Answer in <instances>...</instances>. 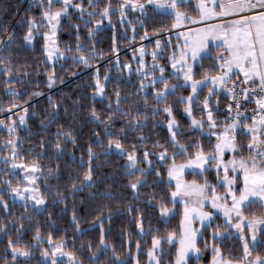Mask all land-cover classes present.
I'll return each mask as SVG.
<instances>
[{"label": "trees", "instance_id": "obj_1", "mask_svg": "<svg viewBox=\"0 0 264 264\" xmlns=\"http://www.w3.org/2000/svg\"><path fill=\"white\" fill-rule=\"evenodd\" d=\"M125 1L73 0L89 15L70 9L62 19L57 43L65 58L52 65L45 51L42 7L26 0H0V121H9L7 114L26 106V126L17 129L12 141L22 163L38 169L44 200L41 208L15 201L7 190L13 179L9 171L0 170V264L15 263L13 249L28 253L26 261L17 260L16 264H53L43 257L45 251L57 246L69 262L59 260L56 264H136L137 253L139 264H148L154 238L162 240L159 264H176L178 242L169 243L167 237L175 233V238H180L182 207L173 201L175 187L168 172L173 163L193 159L199 150L213 152L216 140L196 130L185 111L193 92L172 74L170 54L176 41L165 46L164 55L158 58L166 69L165 81L141 88L143 81L135 75L127 79L116 70L117 53L122 63L130 62L132 52L128 50L143 43L145 37L152 44L157 37L171 39L168 33L174 30L172 15L148 6L143 14L129 15L135 32L117 22L115 13V25L106 23L97 31L104 10H118ZM190 8L179 5L189 13ZM30 21L34 22L32 34H37L35 25L41 31L33 46L25 39ZM96 74L106 83L104 99L97 97ZM206 75H219L212 56L196 65L194 80ZM165 84L176 89L162 100L157 93L165 91ZM207 94L208 89H202L192 104L196 119L206 116ZM227 100L215 104L213 97L209 102L217 121L225 124L222 110L228 106ZM171 119L178 126L175 140L168 127ZM9 138L7 131L0 130V146ZM116 140L121 149L110 144ZM249 140L238 134L239 149ZM178 145H184L183 155ZM162 153L167 156L163 160ZM130 154L137 158V171L130 169ZM89 167L93 179L85 181ZM220 176L212 168L187 174L189 181L213 186L218 185ZM138 181L134 190L131 185ZM237 186L241 188V184ZM162 207L173 211L168 219ZM244 212L248 218L263 217L264 206L251 204ZM220 221L217 218L216 224L203 229L198 241L201 255L187 264H210L214 248L227 259L242 260L245 248L240 238L214 240V232L223 227ZM251 256L264 259V233Z\"/></svg>", "mask_w": 264, "mask_h": 264}, {"label": "rangeland", "instance_id": "obj_2", "mask_svg": "<svg viewBox=\"0 0 264 264\" xmlns=\"http://www.w3.org/2000/svg\"><path fill=\"white\" fill-rule=\"evenodd\" d=\"M26 2H29L32 5L37 4L40 7H42V9H43L44 21H43L42 25L46 31L44 36L50 37V39L45 38L46 39L45 51H46V56H47L48 62L51 63L52 65H54L58 60L65 58V55L60 51V49L58 47V43H57L58 32H59V29L61 26L62 19L68 15L70 9L77 11L80 15H84V14L89 15V13L83 7H81V6L77 7L76 5H74L73 0H71V3L68 5L64 4V0H53V3L51 5L48 3V0H26ZM137 2L138 1H132V0H130V2H128V0H126L120 9L114 10V11H108L107 15L103 14L101 17L102 19L96 23V26H97L96 30L97 31L102 30L106 23L108 25H111V26L115 25L116 22H115L114 18H112V13H115V16H116L115 19H117V22H119L120 24L128 25L129 27L131 26V28H132V25L130 23L131 17L129 15L132 14V16H136L138 14H143L145 12L146 7H148V6H151L157 12L170 14L175 19V12L173 10L167 8V7L160 8V7H157L156 4L143 3V4H145V8L143 10H141L138 7H134V5ZM158 2H160V0H158ZM218 2H222V3L227 4L228 0H218ZM139 3H141V2H139ZM182 4H187L189 7L192 6V8H190V9H192V11L189 13L187 11H183V10L179 9V5H182ZM199 4H200V0H180V2H178L176 11L184 13L186 15V17H190L192 20H196L199 22L198 23H192L189 19H184L180 23L179 27H173L174 30L172 32L168 33L169 37L171 39L168 38L166 40H159V38L157 37L156 39L153 40V43L150 44V42H152V41H149L145 37L143 43H141V44H139V45L128 50L130 53L132 52L131 53L132 61H130V62L122 63L119 60L120 53H117V56L115 57V60H116L115 68H116V70H118L121 73V75L127 79L131 75L132 76L135 75V77L140 79V81H143V86H141V88H144V87L147 88L149 86H153L155 83L165 81L168 79V77L166 76V69L160 63L158 58H160L164 55L163 51L165 49V46L170 47V46H172L173 41H176L175 48L173 47L172 52L170 54V65L172 68V74H174V76H176V77L181 78L184 81V86L191 88L192 81H185V79H184V72L187 71L188 65H191L192 78L194 80L195 67H196V65L199 64V62L203 58L208 57V56H212V57L216 58V62H217V58L219 60H222L221 57H226L227 52L225 51V48L223 47V41L221 39H213V38L209 37L207 39V41L205 42L206 46L203 48L202 51L198 52L197 58L195 60H193L191 50L184 47V45L186 43L185 36L189 37V41H188L189 44L198 43V41L195 39L196 38V32H195L196 29H207L208 26H210V25H219V24H223L225 27H228L229 25L227 22L235 20V19H239L241 15L246 14V13H239V14L232 13L228 16H215V17L210 18V19L201 20L200 11H199V7H198ZM56 5L61 6V8H59V9L54 8ZM208 7H214V6L211 3H209ZM65 8H66V11H62ZM56 11H62V15L59 17V23L58 24H56V21H52V24H56L55 35H53L52 24H50L49 21L45 18L44 13L48 12V13L52 14V13H55ZM215 11L219 12L220 9L215 8ZM176 23H177V21L175 19L174 24H176ZM35 28H36L37 34H35V33L32 34L31 40L28 41V44L30 46L34 45L35 36L41 34L40 29L37 28L36 25H35ZM132 30H133V32H135V29L132 28ZM217 31H219V29H217ZM53 41H54V43H53ZM157 41L160 42L159 46H157ZM2 46H3V44L1 43L0 44V52L2 51ZM49 51L52 52L51 56L48 55ZM182 53L185 54L184 61L180 60ZM153 54H155V56ZM83 61L87 63L88 59L86 60L84 58ZM177 61H180V62H177ZM173 63H176L175 68L172 67ZM90 67H92V66H90ZM216 67L219 70V75H220V73L222 74V72H220V68L217 65H216ZM161 68H163V70H164L163 73H161V71H160ZM94 69H95V71L98 70L97 68H94ZM181 69H183V70H181ZM232 77L235 78L236 76H232ZM229 78H230L229 76L226 77L225 81L228 80ZM107 79H108V76H107V78H105V81H107ZM96 83H97V86L99 83L97 97L99 99H104L105 98L106 83L101 82L100 77L97 74H96ZM228 83H230V82H228ZM204 88L208 89L207 107L205 108V106H203V109L206 113V116H204V118H202V119H196L193 115L192 104L199 99L200 91ZM210 88L213 89V92L211 94L209 92ZM214 88H218V84L214 87L210 81L208 82L207 86H198L196 93L191 95L192 100L191 101L188 100V108L191 110V115H189L188 112H187V114L189 116L191 123L194 119L201 121L202 126H194L192 124L193 127L196 130H198V131H200V132H202V133H204V134H206L212 138H215L216 144H217V143L221 142L220 140L217 139V136L222 135L226 127H224V128L218 127L220 121L218 122L217 119L219 117H217V115H215V111L212 110L210 107L211 105L209 102L212 101V99L215 95ZM175 89H176V86H169L168 90L167 91L165 90L163 92L164 95L160 96V99L164 100L168 94L174 93ZM25 110H26V106H24L22 108L19 107V108L15 109L13 112L7 114L6 116H8V117L5 116L6 118H8L7 120H9V121L1 120L3 123H0V130L7 131V134L10 138L4 140L2 145L0 146V170L6 169L7 171H9L8 173L11 176L10 178L13 179L12 184H10L8 186L7 190L11 192L15 201L29 205L31 207L41 208V207H43L44 203L40 204V203L36 202L37 199L43 200V198L41 197L40 191H39L38 179H37L38 175L36 174V171L35 172L31 171V169L35 166L24 165L22 163V161L19 158L18 152L15 150L16 146L13 145V141H12V139L14 138V134L17 131V129L18 128H24L26 126L27 115L25 113ZM19 111H21V112L19 113ZM209 112H211L212 121L215 123V125L217 127L215 126L213 128L210 126V122L208 119ZM21 117H24L23 123L20 122ZM172 121H174V120L171 119L170 122H172ZM169 123H168V127H169ZM245 124L248 125L249 122H247V123L243 122V123L237 124V128H238L237 132H234L235 144L237 146L236 150L235 151L230 150V149L224 150L223 156H222L223 162L220 164L219 168H217L215 165H212V166L205 165L206 170H208L209 168H212L213 171H215L218 174H221V176L218 180L217 186L209 185V187L205 190V194L207 195L208 199H206L204 201L203 207L200 208V211L210 214V219H205V220L201 221V219L198 216L193 214L194 218L192 219V223H191V228L196 233V247L197 248H198V241L201 237L203 229L210 227L212 224H216L215 222H216L217 218L221 219L220 222L222 223L223 227H221L220 230L214 232V235H213L214 240L217 239V240H220V242H221V240L223 238H230V237L236 236V237L241 239V241L243 242L244 248H245V244H247L248 254H245L242 257V260H240V261H233L231 259H227L220 252L221 257L225 260L231 261V264H256V258L257 257H252L251 251L256 248V246L260 240V235H262L264 233V224L256 225L255 230L248 226V221L250 219H252L253 217L259 219V218H264V216L262 217V216H258V215L255 216L254 215L253 217L248 218L244 212V209L247 208L249 205L255 204L257 202H261L257 198L250 197L249 202H245V204L242 206L241 212H242L243 219L241 217H238L235 212H232L230 214V216L225 215V209L230 208L232 205V196L229 194V189L231 188V190L236 194V196L239 197L240 191L243 188V175H242V172L239 170L238 165L236 166L237 170L233 171V166L228 164V162L231 160L239 161L240 159H247L250 155V150L248 148L249 143H247V145H244L243 149H239V146L237 145L238 134L245 135V137L247 139L251 138L248 134H244L241 131V130H243L242 125H245ZM207 127H209V128H207ZM10 128L14 129V131H10L9 130ZM177 129H178V126L175 122L172 125V128L170 129L172 136H173V132L176 133ZM9 141H11V143H9ZM249 141H251V140H249ZM166 157L167 156L165 155V157L163 159H165ZM160 159H161V156H160ZM163 159H161V160H163ZM218 159H220V158L218 157ZM187 161L182 163V164H187ZM14 165H16V167H14ZM176 165L178 166L181 164H176ZM129 166H130V161H129ZM225 166L228 167V172H227L228 179L235 178V183L232 185H229L227 183V181L225 180V171H224ZM130 169L132 171L138 170L137 158H136L135 167L134 168L130 167ZM206 170H204V171H206ZM204 171H202L199 168H195V167H192V168L186 167L183 171V174L179 178L182 181V183L191 184L193 181L188 180L187 174H189V173H203ZM238 177H240V182L237 181ZM168 179L172 184H174V187H175L174 191H176V179L169 177V175H168ZM33 180H34V182H32ZM195 183L199 184V185H203V184H200L197 182H195ZM238 183L241 184V188H239V186H237ZM221 185L223 187H221ZM14 188H18L20 190V194L13 192L12 189H14ZM222 188H223V190H221ZM24 189H29V191L26 192V191H24ZM212 189H215V195L217 197H219V199L216 201V204L218 205V207H215V208L212 206V200H211ZM220 191H222V192H220ZM33 197H35V199H33ZM197 200H198V197H196V196H191V197H179L178 196L175 199L173 198V201L176 204H180L182 207V209H181L182 221L184 220L185 204L187 203L189 208H197V207H199V205L197 204ZM172 214H173V211L169 210V212L167 214H163V216H164V218L168 219ZM251 215H253V214H251ZM182 221H181V225H182ZM237 223H239L241 225L240 229H237L235 227V225ZM182 231L183 230L181 227V235H182ZM142 234H143V232H142ZM253 236H255V240H253ZM179 240H180V238L179 239L174 238L173 241L170 242V243L178 242V251L180 249ZM161 247H162V244H160L159 247L155 249V256H156L155 259H151L148 256V264H157V261H159V257H160L159 255L161 253ZM11 253L15 259L14 264L17 263L16 262L17 260L26 261L28 259V255H26V256L21 255V251H17L15 249H13L11 251ZM200 255H201V250L199 252H189L188 257L186 259V264L188 263V260L190 258H193V257L199 258ZM215 255H216V253L214 254V256ZM137 257H138V253L135 256V260H136V264H139ZM43 260L44 261H51L52 263H53V261L57 262L59 260L60 261L65 260V261L69 262L61 249H60V251H57V248H53V247L50 248L49 250L45 251ZM261 260L264 261V259H262V258H261ZM210 264H213V258H212Z\"/></svg>", "mask_w": 264, "mask_h": 264}, {"label": "snow or ice", "instance_id": "obj_3", "mask_svg": "<svg viewBox=\"0 0 264 264\" xmlns=\"http://www.w3.org/2000/svg\"><path fill=\"white\" fill-rule=\"evenodd\" d=\"M130 2V0H128ZM180 0H146L147 4H156L157 7L163 8L167 7L175 12V19L177 21L173 27H179L180 23L184 19H189L192 23H198L199 21L192 20L190 17H186L184 13L176 11L177 5ZM48 3L51 5L53 0H48ZM71 3V0H64V4L68 5ZM211 3L214 7H208V4ZM79 7V5H77ZM134 7H138L141 10L145 8V4L137 2ZM199 11L201 20L210 19L215 16H228L232 13H246L241 15L239 19H235L227 22L228 27H225L223 24L219 25H210L207 29H196V40L198 43L189 44V37L185 36V48L191 50L192 59L195 60L197 58L198 52L202 51L206 46L205 42L209 37L213 39H221L223 41V47L227 52L226 57H221L222 63L220 64V69L222 70V74L216 76H208L206 75L204 79L196 81L192 78V68L191 65H188L187 71L184 72L185 81H192L191 88L193 94L196 93L198 86H207L210 81L213 85H221L225 84V79L228 77V74L232 72L233 68L239 70L240 73H243L245 79L244 83H248L251 80L258 81V87L261 93H264V0H228V3L218 2V0H200ZM215 8H219L220 11H215ZM62 11H66V8ZM62 11H56L55 13L45 12L44 16L52 24V21H56V24L59 23V17L62 15ZM108 14V9L104 10V15ZM34 22H29V32L26 35L25 39L30 41L32 38L31 26ZM56 24H52L53 35H55ZM219 29V31H217ZM46 39H50V37H45ZM54 43V41H53ZM159 41H157V46H159ZM49 56L52 55V52L49 51ZM155 56V54H153ZM81 59H84L81 57ZM185 54H181V61H184ZM180 62V61H177ZM173 68L176 67V63H173ZM183 70V69H181ZM161 73H163V68L160 69ZM99 87V83H98ZM102 90V89H101ZM165 90H168L167 84H165ZM255 91V89H252ZM210 94L213 92V89H209ZM164 93H157V96H163ZM188 100L191 101L192 97H188ZM256 104L259 108L264 112V95H261L259 99L256 100ZM205 108L207 107V99L204 102ZM10 110V109H9ZM165 111L171 114V109L166 108ZM189 115H191V110L189 108L185 109ZM95 115V113H93ZM238 115H242L238 113ZM208 119L211 127H215V123L212 121V114L209 112ZM20 122H24V117L20 118ZM0 123H3L0 121ZM175 122L172 121L169 123V128H172V125ZM192 124L194 126H202L201 121L193 120ZM258 125L260 127H258ZM243 128H246L248 133H251V141L248 144V148L250 150V155L247 159H240L239 161L231 160L228 164L233 166V171L237 170L236 166L238 165L239 170L243 175V188L240 191L239 197L229 189V194L232 196V205L230 208L225 209V215L230 216L232 212H235L238 217H242L241 208L245 204V202H249V198H257L259 201L264 202V114H262L259 120L253 119L252 125H242ZM237 128V122L227 125L222 135H218L217 139L220 140V143L215 145L213 152L205 154L203 150H199L195 153L193 159H189L187 164L176 165L173 163L172 167L169 169L168 175L169 177L176 179V191L172 193V197L175 199L176 197H198L197 204L199 207L197 208H189L187 203L185 204L184 209V220L182 221V235L179 240L180 249L177 253L176 264H186V259L188 257L189 252H199L200 249L196 247V233L191 228V223L193 214L198 216L201 221L205 219H210V214L200 211V208L203 207V203L206 199H208L205 194V190L209 187L207 182L203 185L196 184L193 181L191 184H184L180 180V176L183 174L184 169L187 168H199L202 171L206 170L205 165H215L219 168L222 161L223 152L225 149H230L235 151V129ZM10 131H14V129H9ZM173 140H175V133L173 132ZM11 143V141H9ZM115 144L117 149H121V144L118 140L110 141V144ZM60 145L57 144V148ZM180 148V154H184L186 149L184 145H178ZM147 153H145V157H147ZM165 153L161 154V159L165 157ZM92 152L89 149V157L91 159ZM218 157L220 159H218ZM128 160L130 161V167H135L136 158L134 154L128 155ZM16 167V165H14ZM38 169L33 167L31 171L35 172ZM225 180L229 185L235 183V178L228 179L227 172L228 167L225 166ZM92 171L91 167L84 175L85 181H92ZM34 182V180L32 181ZM138 183H134L131 187L135 190L138 186ZM13 192L20 194V190L18 188L12 189ZM24 191H29V189H24ZM35 199V197H33ZM219 199L215 195V189H212V206L218 207L216 201ZM37 203H44L42 199H37ZM169 209L166 207H162V213L167 214ZM264 224V218H255L253 217L248 221V226L255 230L256 225ZM237 229L241 228V225L237 223L235 225ZM175 233H171L167 237V242H172L175 238ZM253 240H255V236H253ZM161 244V239L154 238L153 239V249L149 251L148 256L151 259H155V249L159 247ZM57 251H60V246H57ZM214 252L216 255L213 257V264H231V261L225 260L221 257L220 250L218 248H214ZM245 254H248V246L245 244ZM21 255H28L27 252H21ZM69 255V259H71V254ZM53 264H56L53 261ZM159 264V261H157ZM256 264H264V261L261 260L260 257L256 258Z\"/></svg>", "mask_w": 264, "mask_h": 264}, {"label": "built area", "instance_id": "obj_4", "mask_svg": "<svg viewBox=\"0 0 264 264\" xmlns=\"http://www.w3.org/2000/svg\"><path fill=\"white\" fill-rule=\"evenodd\" d=\"M231 93L229 97L228 106L222 110L225 113L228 124L237 122H253V119L259 120L260 116L264 114L256 100L264 93L260 92L258 81H249L244 83L243 78L231 76ZM255 89V91H252ZM238 113L242 115H238Z\"/></svg>", "mask_w": 264, "mask_h": 264}, {"label": "crops", "instance_id": "obj_5", "mask_svg": "<svg viewBox=\"0 0 264 264\" xmlns=\"http://www.w3.org/2000/svg\"><path fill=\"white\" fill-rule=\"evenodd\" d=\"M221 62H222V60H219L218 58H217V62H216V65L220 68V64H221ZM220 72H222V70L220 69ZM221 74V73H220ZM228 76L230 77L228 80H226L225 81V84L221 87L220 85H218V88H214V90H215V95H214V102H215V104H218L219 103V101H221L222 102V104H224V102H225V100H226V98L229 100V96H230V93H231V91H230V83H228L229 81H230V79H231V76H236V77H239V78H243V79H245V77H244V75H243V73H240L239 72V70L238 69H236V68H233V70H232V72L231 73H229L228 74ZM251 81H257V80H251ZM213 85V84H212ZM214 87L216 86V85H213ZM226 88V89H225ZM222 98V99H221ZM228 100H227V102H228ZM227 125H229V124H225V123H223V122H221L220 121V123H219V126L218 127H222V128H224V127H227ZM247 125V124H246ZM249 126H251L252 125V122H250L249 124H248ZM217 127V126H216ZM258 127H260L259 125H258ZM237 129L238 128H236L235 129V132H237ZM242 131V133H244V134H248L250 137H251V133H248V131H247V129L246 128H243V130H241ZM223 132V131H222ZM237 134V133H236ZM250 140H251V138H250ZM258 204H261V205H263L264 206V202H257ZM248 229V228H247Z\"/></svg>", "mask_w": 264, "mask_h": 264}]
</instances>
